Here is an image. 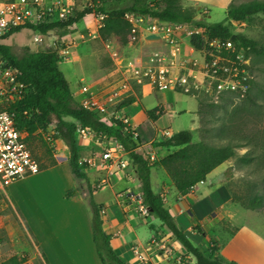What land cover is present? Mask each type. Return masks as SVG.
<instances>
[{"label": "rangeland", "instance_id": "rangeland-1", "mask_svg": "<svg viewBox=\"0 0 264 264\" xmlns=\"http://www.w3.org/2000/svg\"><path fill=\"white\" fill-rule=\"evenodd\" d=\"M254 1L264 0H233L232 4L240 6ZM113 4L118 5V3ZM192 7L197 10L196 17L198 19H205L210 24L223 22L226 19L228 10L213 5L209 6L210 11L207 7L199 4ZM77 13L75 12V15ZM90 19L89 23L92 25L90 28L91 32L94 29L96 31V21L94 25V21L92 22L93 18L91 17ZM125 20L130 25V33L126 32L121 35H112L104 38L101 30L105 28V20H102V27L98 29L97 33L94 32L92 36L85 34L84 37L79 38L75 43L72 41L69 45L70 49L64 43L59 42L58 49H60L59 53L62 58V63L60 64L61 70L68 78V72L71 71V77L76 78L75 82L82 83L86 89L89 88V91L99 99L101 104L108 107L109 111L115 108L122 110L128 115V107L124 106V103L131 99H135L136 101L134 93L139 95V89L144 87L142 105L147 111L152 110L157 103L163 101L162 94L166 95L164 100L167 102V109L175 111V114L167 113L166 115L169 118L168 129L173 134L186 130L192 131L191 129L193 128L194 132L192 133L195 138L193 142L197 143L204 135H214L213 129L216 127L223 128L228 138L233 137L238 140L242 145L236 150V158L228 161L231 166L227 168V172L220 182V185L224 187L225 191L229 193L230 198L233 199L228 200L234 203L231 205L233 218L227 217L226 220L224 214H220V209H206L205 212L203 211L204 214L199 215L201 224L197 223L192 228L195 234L190 233L195 237L201 238V244L199 245L201 248L208 244L219 248L222 241L227 237L223 230L229 233L227 227L231 226V224L234 226L248 224L264 238V209L251 211L243 206V201L248 197L254 195L264 196V56H258L253 53L245 54L248 60L249 79L252 81V87L249 91H251V96L256 100L255 104L250 103L246 99L247 96L239 98L234 94H224L217 101L204 97L203 94L188 97L187 95L175 92H155V96L148 94L152 88L150 85L145 84L144 86V83L137 84L136 81L131 80V65L133 67L146 66L151 53L154 51L166 53L168 51L164 48L166 44L164 45L161 41L164 42L173 38L183 43L180 48L181 56L190 60L199 59L200 54L189 47L190 33L195 28L187 27L181 32H175L170 38L166 37V40L151 41L145 39L144 36L150 33L147 24L152 22V19L146 17L143 22L139 23L135 19L131 20L125 16ZM227 24L235 35H242L248 40L255 42L258 47H264L263 15L254 16L243 23L229 22ZM51 33V35L61 37L58 30ZM35 36V33L24 30L10 37L4 44L13 46L17 54H20L26 45L36 50L38 45L34 41ZM43 39L48 43L49 38L44 37ZM157 46H159L158 49ZM65 49H68L69 54H62ZM69 80L71 79L69 78ZM124 84H127V88L122 87ZM202 100L218 104H216L217 107H215L212 114L204 113L203 120L201 121L196 111ZM0 108H2V104H0ZM163 110V108L159 109L161 114ZM128 116L130 118V115ZM163 128H167L166 125H163ZM51 129H54V126H51L50 130L43 137L39 136L31 141V148L41 165V172L46 167L63 162L65 157L69 160L70 156L69 150L58 140H45L48 137L51 138L49 136L52 135ZM203 130L210 132L205 133L206 131L203 132ZM131 133L133 134V132ZM135 134H138V132L135 131ZM135 134L133 137L139 142L140 135L136 136ZM160 136H162L161 138L165 137L164 134ZM137 151L138 149H136V153ZM244 157H253V160L248 164H242L240 158ZM67 166H70L69 162L64 163L63 170L55 175V186H58V188L67 185L69 182L66 174ZM95 176H97L95 172L90 173L91 180H95ZM74 179V187L71 189L74 188L75 192H73L75 195H83L82 188H84V192L87 194V185L90 179L88 181L78 180L75 176ZM110 191V188L107 186L103 191L98 190L95 196H87L86 205L91 211L90 216H92L91 203L98 205L99 202H103L110 195ZM38 203L39 201L36 199L35 204L40 210V218L46 214V210H54L53 213L51 212L52 214L44 218L45 224L47 222V228L41 229V226L38 228L40 232L45 233V239L51 236L52 241L55 243L53 245L55 249L58 245L63 248L60 255H58L63 258L61 261L74 259L73 257H63L68 253H64V251L73 253L77 245H82L83 254L85 250V233L81 225V219L75 217L78 212L74 211V215L72 213H63L59 208L57 197L53 196L42 206H38ZM17 209L14 207L7 193L0 194V264L14 257L20 261V264H48L47 258L38 247V237H36L32 227L26 221L23 223L20 220ZM55 210L58 213H55ZM215 219L220 220L221 228ZM156 220L158 221V219ZM37 222L40 224L39 220ZM71 224L72 226H77L79 229L77 231L74 230ZM202 224L204 225V229L200 226ZM49 226H51V234L49 233ZM195 227L199 230H195ZM202 230L204 231V235L200 234ZM159 231L162 236L166 233L162 230V227H160ZM148 232L151 234L150 230ZM67 247L68 249L65 250ZM179 253L186 255L187 251L182 247ZM68 264L75 263L69 261ZM77 264H81V262ZM192 264H195V262Z\"/></svg>", "mask_w": 264, "mask_h": 264}, {"label": "trees", "instance_id": "trees-1", "mask_svg": "<svg viewBox=\"0 0 264 264\" xmlns=\"http://www.w3.org/2000/svg\"><path fill=\"white\" fill-rule=\"evenodd\" d=\"M111 3L109 0H102L96 10L106 16L105 28L101 30L104 38L126 32L130 33V25L125 20L126 14H129L175 25L191 26L202 30L203 35L212 40L227 41L232 40V37L235 36L232 41L238 50L243 49L246 55L253 53L264 56L263 46L258 47L255 42L246 37L235 35L227 24L229 22L243 23L257 15L264 16V1H254L240 6L231 3L227 10L226 19L223 22L213 24L207 23L205 19H198L196 17L197 10L193 7H185L182 0H120L117 6L109 7ZM92 13L93 9L88 8L78 12L67 22L22 26L0 36V58L19 73L20 81L26 86L24 100L7 109L16 113L18 128L29 134L30 141L39 136L43 137L44 133H47L51 126H54V129H51V140H58L69 150V164L72 173L78 180H89L86 173L87 165L81 164L80 147L77 144L79 128L90 129L97 135H105L120 141L129 153L130 160L136 169L141 183L144 204L149 209L150 215L161 222L163 231L171 232L182 247L195 258L196 264H237L220 258L221 247L216 248L208 244L201 248L194 245L193 242H199L201 238L179 228L174 214L165 207L163 198L153 192L151 169L154 166L163 167L170 175L179 194L185 196L191 193L201 181H205L207 176L219 166L236 158V150L242 145L238 140L233 137L228 138L223 128L214 127V135H204L199 142L194 143L192 131H182L155 144L161 147H175L178 150L152 164L148 159L136 153L139 142L134 139L132 133L124 130L121 123L114 122L109 125L101 119L96 111L87 109L75 101L70 86L59 68L62 58L57 49L32 52L26 46L23 47L20 54H17L13 46L2 43V41L24 29L33 30L42 35L58 30L61 35H66L76 23ZM201 38L200 35L196 34L190 38L191 46L198 51L202 48ZM249 84L251 88L252 81ZM246 99L252 104L256 103L255 98L251 96V91H249ZM134 102L135 99H131L124 103V106L129 107ZM216 104L218 103L202 100L197 108L199 119L203 120L204 113L212 114L217 107ZM1 110L3 108H0ZM155 113L154 110L146 112L153 122L159 119V115H155ZM203 132L209 133L210 131L203 130ZM252 160L253 157L240 158L242 164H248ZM70 194L71 191L67 192V196ZM213 196L216 195H212V198ZM218 199L226 201L231 198L226 191V196L220 195ZM243 202V206L248 210L264 209V196L254 195ZM91 204L93 239L101 264H127L117 255L111 245V236L103 229L102 206ZM227 228L232 236L239 230L230 225ZM195 230L199 229L195 227ZM203 232L202 230L200 234L204 235ZM3 264H20V261L14 257Z\"/></svg>", "mask_w": 264, "mask_h": 264}, {"label": "crops", "instance_id": "crops-1", "mask_svg": "<svg viewBox=\"0 0 264 264\" xmlns=\"http://www.w3.org/2000/svg\"><path fill=\"white\" fill-rule=\"evenodd\" d=\"M68 1L73 6L75 12H81L84 10L88 2V0ZM232 1L233 0H182L185 7H192L199 4L209 9V6L213 5L225 10L228 9ZM119 3L120 1L118 4ZM113 5L114 4L111 3L109 7ZM91 17L94 19H92V22L94 21V25L95 21L97 24V19L92 14L86 15L80 22L76 23L72 27V30L68 32V34L61 35V37L51 35L52 31L47 35H42L33 30L24 29L25 31H30L36 34L34 41L38 45V48L34 50L30 46H26L29 47L32 52H40L48 49H57L59 51L60 49H58V44L59 42H62L68 49H70L71 47L69 45L72 41L75 43L85 34L89 35L99 31L97 24L96 31L94 29L91 32L90 28L92 25L89 23V21H91ZM149 35H151V33L145 34L144 38L147 39ZM44 37L49 38L48 43L45 42L43 39ZM7 40L2 41V43H5ZM161 43L165 45L164 42L161 41ZM189 47L193 51L197 52L191 46L190 39ZM158 48L159 46H157V49ZM164 48L166 50L170 49L167 45H165ZM61 63L62 62H60V64ZM60 64L59 68L61 70ZM68 73L71 80H69L68 76H66L63 72L75 101L81 104L86 97V93H83V84L75 82L76 78L71 77V71ZM143 89L144 87L139 89V95L134 93L136 101L128 107V115H130L132 130L137 131L140 135L137 153L148 159L150 163L155 164L159 160L178 150V148L175 147L168 148L155 145L169 139L170 136L173 135L170 129H168L169 118L166 115L167 113L175 114V111L167 109V102L164 100L166 95L162 94L163 101L157 103L152 110L156 111L155 115H158L157 111L163 108V113L159 115V119L156 122L151 121L146 114V112H148L147 109L142 105V98L144 96ZM155 92L157 91L151 88L148 94L156 96V94H154ZM162 124L166 125L167 128H163ZM191 130L194 132L193 128ZM165 132H168L169 136L161 138L162 136L160 135H163ZM193 140H195L194 137ZM194 143L196 142L194 141ZM77 144L80 147L81 161L90 158L102 150V148L95 145L93 141L88 139L83 140L79 136L77 137ZM66 162H69L67 157L64 158L63 162L53 164L44 168L42 172L36 175L26 177L13 183L7 189L6 193L9 195L14 207H16V209L18 208L17 210L19 211L18 215H20V220L23 223L26 221V223L32 227L36 237H38V247L42 254L47 258L46 260L48 264H68L69 261H72L75 264L79 262H81V264H101L97 247L93 239L92 216H90L91 211L86 205V200L89 195L95 196L98 190H105L106 187L103 189H96V185L100 179L107 175V171L101 166H87L86 173L90 179L87 185V194L84 192V188H82L84 194L76 196L74 188L71 189L74 187L75 179L70 166H67V168L65 167L68 172H66L69 181L68 184L59 188L58 186H55V175L63 170V164ZM230 166L229 162L222 164L207 176L203 184L196 185L194 191L185 196L179 194L170 175L163 167L154 166L151 169L152 190L155 194H158L163 198L165 207L172 211L179 228L183 229L185 232L195 234V232L192 231V228L196 226L197 223L201 224L199 215L204 214L206 209H220V214H224L226 220L227 217L230 219L233 218L231 205L234 203L229 202L228 200L221 201L218 199L220 195L226 196V191L224 187L220 185V182L222 177L225 175L227 168ZM91 172H95L97 174V176H95V180H91ZM111 172L112 182L108 186L111 190L110 195L103 202H99L98 205L102 206L104 219L103 229L111 236V245L117 255L127 264H177L175 260L176 257H182L184 260L188 261L189 264H192L193 262L196 264L195 258L190 253L187 252L186 255H181L179 253L182 249V245L180 242L176 241L171 232H166L163 236L170 237L169 242L174 244L175 253L173 256L170 258H163L162 255L160 256L152 253L149 254L150 259L147 263H143L135 257L132 252V248L135 245H139L143 249L153 238L163 237L159 231L161 222L159 220L157 221L156 218L151 215L149 217H143L138 210L137 201H135L134 197L131 198L128 196V193L142 195L141 183L133 163L131 162L130 166L126 169H120L115 166L111 167ZM68 190L71 191L70 196H67ZM214 194L218 197L213 196L212 198V195ZM51 196L57 197L59 208L63 211V213H72L74 215V211H76L78 214L75 215V217H79L81 219V225L85 233V250L82 254V245H77V248L73 251V253L64 251V253H68L63 256L73 257L74 259H65L64 261H61L63 258L58 255H60L63 248L58 245L55 249L53 246L55 243L52 241L51 236H48L45 239V233L40 232L38 228L39 226H41V229L47 228V222L45 224L44 218L52 214L54 210H46V214L42 215L40 218V210L36 207L35 200L37 199L39 201L38 206H42L51 198ZM55 213H58V211L55 210ZM37 220H39L40 224H38ZM215 220L218 222V226L220 227V220ZM200 226L204 229L203 224ZM231 226L237 227L239 230L232 236L226 230L224 231L221 229L227 237L225 236L226 238L220 245V258L228 262H236L237 264H264L263 236L248 224H242L240 226H234L231 224ZM71 227L76 231L79 229L77 226H72V224ZM48 229H50L49 233L51 234V226H49ZM148 230L151 231V234ZM193 243L196 247H201L199 246L201 241ZM67 249L68 247L65 250Z\"/></svg>", "mask_w": 264, "mask_h": 264}, {"label": "built area", "instance_id": "built-area-1", "mask_svg": "<svg viewBox=\"0 0 264 264\" xmlns=\"http://www.w3.org/2000/svg\"><path fill=\"white\" fill-rule=\"evenodd\" d=\"M109 1L118 3L120 0ZM101 2L102 0H88L84 8L93 9L92 15L97 19L98 29L102 27L101 21L106 18L104 13L96 11ZM74 16L75 10L68 0H0V36L18 27L67 22ZM126 17L139 23L146 18L129 14H126ZM147 26L151 34L159 35L163 40H166V37L170 38L175 32L191 27L158 20H152ZM194 34L202 37L201 50L193 47L200 54L199 59L190 60L181 56L182 43L179 40L174 38L166 40L165 44L170 47L166 53L154 51L144 67L131 65V80L137 84H148L157 92H175L192 97L203 94L213 101H217L224 94L245 98L249 93L251 81L245 51L238 50L232 40L209 39L200 29L195 28L190 33L191 37ZM92 35L94 34L88 36ZM62 54H69L68 49L63 50ZM122 87L127 88V84ZM83 91L86 93L81 103L83 107L96 111L109 125L114 122L121 123L124 130L133 132L134 136L135 131L132 130L131 120L126 113L115 108L109 111L89 88L83 87ZM25 96L26 86L20 81L19 73L0 58V104L3 108L0 111V194H6L13 183L41 172V165L31 148L29 134L18 128L16 113L7 109L23 101ZM157 114H161L159 110ZM77 132L83 140H91L102 148L100 152L81 161V164L101 166L108 171V174L98 181L96 189L109 186L112 182V172H109L111 167L120 169L129 167L131 160L128 152L115 138L97 135L90 129L79 128ZM164 136L168 137L169 133L165 132ZM46 140L51 138L48 137ZM203 183L204 181H201L199 184ZM128 196L134 197L137 201L138 210L143 217L150 216L142 195L128 193ZM169 238L168 236L153 238L143 249L135 245L132 252L143 263L149 261V254L152 253L170 258L175 253V247L169 242ZM175 260L177 264H189L182 257H176Z\"/></svg>", "mask_w": 264, "mask_h": 264}, {"label": "water", "instance_id": "water-1", "mask_svg": "<svg viewBox=\"0 0 264 264\" xmlns=\"http://www.w3.org/2000/svg\"><path fill=\"white\" fill-rule=\"evenodd\" d=\"M161 37L159 35L156 34H151L147 37V40H151V41H155V40H160ZM235 39V36L232 37V40Z\"/></svg>", "mask_w": 264, "mask_h": 264}]
</instances>
